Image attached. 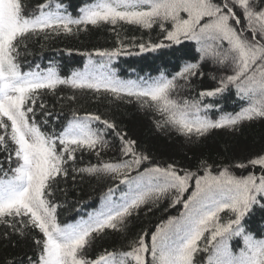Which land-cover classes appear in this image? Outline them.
<instances>
[{
  "label": "snow or ice",
  "instance_id": "obj_1",
  "mask_svg": "<svg viewBox=\"0 0 264 264\" xmlns=\"http://www.w3.org/2000/svg\"><path fill=\"white\" fill-rule=\"evenodd\" d=\"M80 11L82 15L73 19L64 14L61 4L52 7V0H47L29 13L22 0H0V146L9 153L8 168L0 164V224L22 237L38 231L40 235L32 237L36 257L29 258L28 264H196L199 253L206 255L205 264H264V238L246 232L243 226L254 206L264 207V152L234 165L246 175H236L229 165L205 159L192 171L175 163H155L149 155L136 151L134 140L117 133L122 142L120 153L131 159L76 168L77 153L101 156V150L109 147L106 130H115L116 125L100 115L80 116L75 111L60 131H42L47 120H36L38 101L39 108H45L41 90L54 91L59 85L135 97L142 107L159 114V128L174 129L190 142L216 129L235 130L244 121L264 119V0H95ZM120 22L144 29L157 26L164 40L174 45L194 41L198 60L186 61L171 78L162 73L140 82L97 71L91 58L85 71L73 72L70 78H61L54 67L23 72L17 63L19 46L32 36L61 30L70 33L72 25L116 26ZM139 47L145 50L144 44ZM97 55L112 57L116 52ZM208 62L222 73L218 78L211 75L219 86L201 90L198 96L214 97L234 86L247 107L216 120L205 111L212 105L202 108L201 100L178 95L193 77L204 76L201 64ZM97 123L104 128L96 127ZM9 143L14 147L9 149ZM70 168L73 180L75 174L110 177L127 185V191L113 199L118 185L109 187L100 210L87 219L62 224L58 220L60 205L54 201L55 186L58 178L68 177ZM165 199L170 207L180 205L183 210L162 220L154 231L125 237L122 248L126 250H104L89 258L88 248L95 237L107 230L125 233L134 213ZM222 214L228 215L226 222H222ZM233 238H242L238 252L230 246Z\"/></svg>",
  "mask_w": 264,
  "mask_h": 264
},
{
  "label": "trees",
  "instance_id": "obj_2",
  "mask_svg": "<svg viewBox=\"0 0 264 264\" xmlns=\"http://www.w3.org/2000/svg\"><path fill=\"white\" fill-rule=\"evenodd\" d=\"M31 13L39 4L47 3V0H22ZM95 2V0H52V7L56 3L62 5V11L73 19H78L81 9ZM46 11L48 9H45ZM38 14V13H37ZM72 32L59 33L49 31L47 35L41 33L30 37L19 46L17 63L21 71H43L54 67L61 78H70L73 72H83L85 66H96L97 71H108L116 78L125 81L150 80L159 77L162 73L171 78L179 72L186 61L198 60V45L194 41H183L181 45H174L164 40V35L157 26L152 29H144L137 25H129L124 22L113 26L108 23L99 25H72ZM163 42L165 47L152 49L151 45ZM144 44L145 50L141 51L139 45ZM116 52L115 56H99L97 52ZM181 53L185 55L181 56ZM103 65L104 67H100ZM216 67L210 62L201 64L203 77H193L189 85L181 89L178 94L188 100H201V107L212 105L206 109L207 115L218 120L221 116L235 115L243 107L248 106L246 100H242L237 94V89L230 86L223 93L214 97L200 98L201 90H211L218 87V79H211V75L222 74L216 71ZM181 83H184L181 81ZM176 95V94H174ZM75 97V99H71ZM41 101L45 104L42 110L39 101L36 106V120L42 124V131H60L72 118L75 111L83 116L86 113L100 115L116 125L115 130H106L105 139L109 147L101 150V156L95 152L84 151L77 153V161L74 167H86L89 164H97L101 161H116L131 159L124 157L119 151L121 140L117 133L126 134L125 140H134L138 153H144L153 158L154 162L164 166L175 163L178 167L189 168L196 171L201 159L209 163L229 165L236 175H246L247 172L237 169L234 165L246 163L253 155L264 152V119L256 118L252 121H244L235 130L222 128L211 131L205 137L193 138L190 142L185 136L169 127L159 128L157 121L161 119L158 113L142 107L135 97L121 94L119 97L105 92L89 89H72L68 85H59L53 90H41ZM51 114V115H48ZM103 129L101 123L95 124ZM14 146L9 143L8 148ZM7 151L0 146V164L4 169L8 168ZM13 156L12 167H15ZM145 166H151L147 163ZM142 171V169H141ZM200 174H203L202 172ZM2 175V173H0ZM71 168L66 179L58 178L55 186L54 201L60 205L58 208V220L62 224L76 223L81 219H87L89 214L100 210L104 201L102 197L109 187L116 188L113 199H118L121 192L127 191V185H119L110 177L97 178L88 174H75L73 180ZM135 175V172L132 173ZM149 207L151 211H149ZM182 206L170 207L169 200L159 202L158 206L148 205L138 213H134L127 221L125 233L107 230L101 237L97 236L91 247L88 248L89 258L104 250H126L122 245L127 239H132L144 231H154L155 226L169 216H176L182 211ZM222 222L229 218L224 215ZM243 226L246 232L253 233L257 238H264V207L254 206L245 217ZM7 234V235H5ZM37 230H31L28 235L20 236L11 228L0 224V264H28L29 258L35 259L36 249L32 240L33 236H39ZM234 252L243 247L242 238H233L230 242ZM150 258V257H149ZM196 264H205L206 255L199 253L195 257Z\"/></svg>",
  "mask_w": 264,
  "mask_h": 264
},
{
  "label": "rangeland",
  "instance_id": "obj_3",
  "mask_svg": "<svg viewBox=\"0 0 264 264\" xmlns=\"http://www.w3.org/2000/svg\"><path fill=\"white\" fill-rule=\"evenodd\" d=\"M115 196H117V195H115Z\"/></svg>",
  "mask_w": 264,
  "mask_h": 264
}]
</instances>
